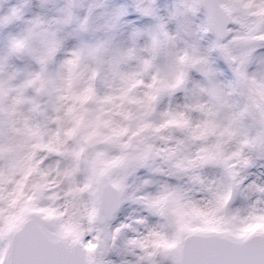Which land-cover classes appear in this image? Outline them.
Segmentation results:
<instances>
[{
  "label": "snow or ice",
  "instance_id": "obj_1",
  "mask_svg": "<svg viewBox=\"0 0 264 264\" xmlns=\"http://www.w3.org/2000/svg\"><path fill=\"white\" fill-rule=\"evenodd\" d=\"M0 264H264V0H0Z\"/></svg>",
  "mask_w": 264,
  "mask_h": 264
}]
</instances>
